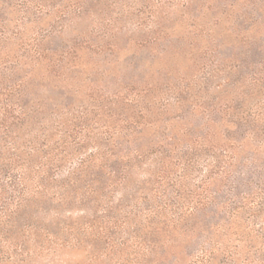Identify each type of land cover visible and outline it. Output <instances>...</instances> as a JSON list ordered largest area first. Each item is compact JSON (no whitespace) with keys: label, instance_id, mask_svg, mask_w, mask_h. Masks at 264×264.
<instances>
[{"label":"trees","instance_id":"obj_1","mask_svg":"<svg viewBox=\"0 0 264 264\" xmlns=\"http://www.w3.org/2000/svg\"><path fill=\"white\" fill-rule=\"evenodd\" d=\"M106 1L18 0L10 31L0 0V264H264L263 70L174 84L170 41L123 44Z\"/></svg>","mask_w":264,"mask_h":264},{"label":"rangeland","instance_id":"obj_2","mask_svg":"<svg viewBox=\"0 0 264 264\" xmlns=\"http://www.w3.org/2000/svg\"><path fill=\"white\" fill-rule=\"evenodd\" d=\"M5 1L18 3V0ZM260 2L262 0H109L105 2L106 6H110V9L107 8L109 12L105 9V16L95 17V23L101 24L106 20L108 24L110 20L120 31L123 44H126L129 38L142 37L170 41L172 45L169 43L168 47H171L172 51H169L171 54L163 55V58L173 69L171 82L175 80L174 84H177L186 77L199 86L203 82L206 83V79H211L207 84L210 86L208 95L205 96L215 98L223 91L217 90V86L226 84L222 83L224 78L226 82L231 83L239 80L240 77L247 78L257 70L264 72V10H258ZM23 7L19 2L14 11L4 14L3 19L10 22L7 26L8 30L15 31L13 25L18 20L27 24L28 18L21 12ZM34 13L32 12V15ZM49 22L50 20L44 21L45 24ZM51 22L53 24V21ZM87 23L89 26L84 25L82 30L77 27L75 31L74 29L67 31V35L73 36L82 31H90L92 26L89 21ZM31 26H28L29 31H26L30 35L46 28L45 25ZM189 46L194 50L193 56L187 57V60L183 59L184 56L178 58L177 54L181 52V47ZM131 49L136 54H141L143 58L154 54L150 46L146 48L132 46ZM175 52L176 56L171 57ZM209 53L216 56L213 62L219 61L221 71L218 76L215 74L212 77L214 74L210 72L213 62L209 61L211 59ZM125 55L128 54L124 52L117 55L122 62L117 64L116 73L123 77L125 70H128V66L123 63ZM94 77L91 74L89 78ZM204 77L205 80L202 79ZM114 79V77L104 78L106 81L109 80L110 86L114 85ZM164 82L168 83V80ZM261 84L260 88L254 90L256 93L252 104H262L264 108V79ZM200 171V176L196 175L193 181L194 184H199L202 178L204 170L200 168ZM69 258L72 261L70 264H76V261L82 260L83 256L76 253L70 254Z\"/></svg>","mask_w":264,"mask_h":264}]
</instances>
